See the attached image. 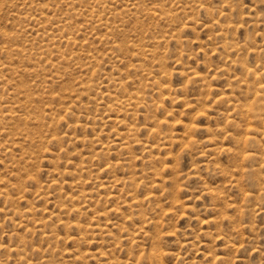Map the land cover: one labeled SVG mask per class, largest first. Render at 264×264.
<instances>
[{"label": "rangeland", "instance_id": "374dc122", "mask_svg": "<svg viewBox=\"0 0 264 264\" xmlns=\"http://www.w3.org/2000/svg\"><path fill=\"white\" fill-rule=\"evenodd\" d=\"M0 264H264V0H0Z\"/></svg>", "mask_w": 264, "mask_h": 264}]
</instances>
